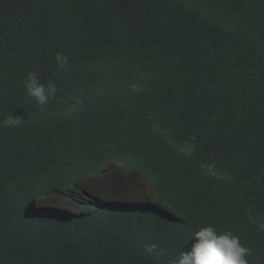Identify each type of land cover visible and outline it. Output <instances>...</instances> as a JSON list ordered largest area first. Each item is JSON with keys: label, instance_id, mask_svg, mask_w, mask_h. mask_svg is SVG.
<instances>
[{"label": "trees", "instance_id": "1", "mask_svg": "<svg viewBox=\"0 0 264 264\" xmlns=\"http://www.w3.org/2000/svg\"><path fill=\"white\" fill-rule=\"evenodd\" d=\"M93 153L264 264V0H0V264H155L146 211L32 204Z\"/></svg>", "mask_w": 264, "mask_h": 264}, {"label": "clouds", "instance_id": "2", "mask_svg": "<svg viewBox=\"0 0 264 264\" xmlns=\"http://www.w3.org/2000/svg\"><path fill=\"white\" fill-rule=\"evenodd\" d=\"M54 60L58 68H64L68 64V58L62 53H56ZM25 89L27 95L39 105H47L58 91L54 82H42L36 74L28 75ZM118 165L121 164L114 163L104 153H93L83 164L66 172H63L64 166L58 164L50 169L51 174L54 175L51 182L56 186V190L39 189L35 193L36 199L32 201V204L40 209L61 208L57 204H48L47 200L50 196L58 198L62 195L71 201H77L80 204L79 209L83 202L90 206L97 204L99 208H102L106 200L115 199L114 201L121 205L116 211H126L125 207L131 205L134 211L147 212V227L162 241L160 244H150L144 250L155 260V264H255L248 257L251 254L250 247L244 246L239 236L231 232L218 233L211 225L198 227L192 208L181 213H175L172 209L162 210L160 200L153 192L151 180L133 168L121 170L123 165L117 170ZM124 172H135L143 177L146 185L140 197L118 199L102 194L99 197L90 188L88 189L95 184L108 183L113 186L114 182L120 178L124 180V186L131 184V181L123 177ZM1 179L4 178L0 176ZM84 196H87L86 200H79ZM160 255L164 257L162 260L159 259Z\"/></svg>", "mask_w": 264, "mask_h": 264}, {"label": "rangeland", "instance_id": "3", "mask_svg": "<svg viewBox=\"0 0 264 264\" xmlns=\"http://www.w3.org/2000/svg\"><path fill=\"white\" fill-rule=\"evenodd\" d=\"M121 168L122 166L118 165L116 169L118 170ZM123 177L131 181V184L124 186V183H123V187H115V188H111L112 184H110L108 185L109 186L108 188H105V187L101 188V190H99L100 194L106 197L108 196V197H115L118 199H124V198L128 199L132 196H136L138 198L140 197V195L144 193V190H145L144 185H146V182L144 181L141 175L135 172L134 173L124 172ZM86 199H87V196L79 198V200H86ZM47 201H48V204L49 203L54 204V205L57 204L61 208L70 210L73 212L77 211L80 206V204L77 201L75 200L71 201L62 195H59L58 198H56L55 196H50L49 200Z\"/></svg>", "mask_w": 264, "mask_h": 264}]
</instances>
